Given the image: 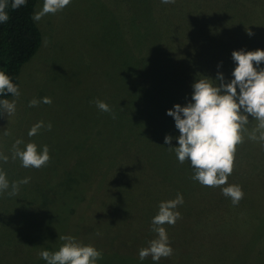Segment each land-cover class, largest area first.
<instances>
[{
    "label": "rangeland",
    "instance_id": "1",
    "mask_svg": "<svg viewBox=\"0 0 264 264\" xmlns=\"http://www.w3.org/2000/svg\"><path fill=\"white\" fill-rule=\"evenodd\" d=\"M36 22L42 47L10 99L15 112L0 120L2 171L10 183L29 178L16 196L1 193L0 264H46L40 251L58 249L63 235L99 249L98 264H154L138 252L175 193L180 217L163 225L173 253L158 264H264V141L249 138L258 122L249 116L217 187L193 180L164 143L179 134L166 111L190 100L197 77L230 80L234 50L264 49V0H70ZM43 97L51 103L29 105ZM38 121L45 126L28 136ZM17 139L47 145L50 159L22 167L12 159ZM228 184L241 187L238 204L221 193Z\"/></svg>",
    "mask_w": 264,
    "mask_h": 264
},
{
    "label": "clouds",
    "instance_id": "2",
    "mask_svg": "<svg viewBox=\"0 0 264 264\" xmlns=\"http://www.w3.org/2000/svg\"><path fill=\"white\" fill-rule=\"evenodd\" d=\"M175 0H161L162 4H171ZM70 0H43L42 7L33 14V19L39 21L44 15L63 10ZM27 4V0H10L12 9ZM9 0H0V24L9 19L6 11ZM251 35V32H248ZM235 64L231 72V79L227 80L223 72H217L215 78L202 75L192 84L190 100L185 104H175L166 111V115L174 120L178 135H165L164 143L174 151L180 163L186 160L190 164L192 179L201 185L217 187L225 185L228 175L233 171L236 146L242 142V133L249 123V116L256 120L257 127L250 135V139L264 141V49L234 50L231 53ZM218 68L220 65L218 64ZM11 94L19 95L18 85L10 75L0 67V97ZM51 103L49 97L40 101L35 98L29 102L30 106L37 103ZM96 107L102 112H110V106L102 101H95ZM16 110V101L0 98V112L11 115ZM43 121H38L28 132L33 136L44 127ZM49 123L47 128L50 130ZM256 132L259 135H256ZM173 140L176 145L171 146ZM23 144V148L20 145ZM9 157L0 153V162L6 163ZM12 159H19L25 168H40L50 159L49 148L33 143H24L17 139L12 146ZM29 182L25 177L20 181L9 182L6 174L0 170V193L16 196L19 185ZM221 193L231 199L233 205L238 204L243 197L239 185L228 184L221 188ZM183 204L182 194L175 199L161 201L156 215L151 219V231L156 236L148 242V246L138 252L139 259L151 256L154 264H158L162 257H169L173 253L169 237L164 224H175L180 217L177 206ZM63 241L55 251L42 249L39 253L46 264H98L102 259V252L92 244L79 241L71 235L59 236Z\"/></svg>",
    "mask_w": 264,
    "mask_h": 264
},
{
    "label": "trees",
    "instance_id": "3",
    "mask_svg": "<svg viewBox=\"0 0 264 264\" xmlns=\"http://www.w3.org/2000/svg\"><path fill=\"white\" fill-rule=\"evenodd\" d=\"M37 3L38 0H27L26 5L12 9L9 0V6L6 9L9 19L6 23L0 24V67L10 75L13 82L18 85V89L20 88V78L24 67L37 56L43 43L42 31L36 20L32 18ZM187 79L190 80V77ZM186 85H188V82ZM0 98L10 100L13 96L8 94ZM4 115L3 112H0V120ZM0 170H3L2 162H0ZM85 189L87 190V187ZM175 194L177 195V193ZM1 195L0 193V202ZM116 197L117 200L115 201L118 202L126 196ZM126 200H131V198ZM103 202L112 207V202L111 204L106 200Z\"/></svg>",
    "mask_w": 264,
    "mask_h": 264
}]
</instances>
